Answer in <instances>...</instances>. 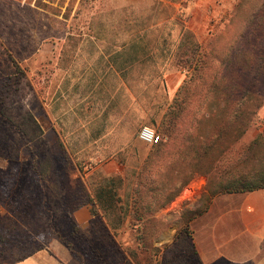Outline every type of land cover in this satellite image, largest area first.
I'll use <instances>...</instances> for the list:
<instances>
[{
    "label": "rangeland",
    "instance_id": "374dc122",
    "mask_svg": "<svg viewBox=\"0 0 264 264\" xmlns=\"http://www.w3.org/2000/svg\"><path fill=\"white\" fill-rule=\"evenodd\" d=\"M122 28L152 31H145L150 40H144L137 66L142 80L138 75L121 83L120 92L123 108L131 107L136 93L143 115L123 111L116 141H133L134 134L141 140L143 119V127L154 128L159 143H166L162 120L195 76L217 73L253 84L258 102L264 99V71L258 67L264 0H0V240L7 244L0 264H21L39 252L63 264H200L187 225L209 203L207 185L193 179L155 213L136 211L144 206L138 201V191H145L141 175L156 144L143 142L133 150L137 154L119 155L120 176L107 177L109 154L126 148L106 146L111 137L98 130L104 121L100 107L75 108L82 93L73 82L90 65L95 68L91 62L104 65L114 49L105 39L115 36L101 32ZM159 29L183 31L181 44L162 45ZM226 44L235 52L219 48ZM263 131L264 100L247 138ZM168 197L161 194L153 206ZM83 208H90L92 218L81 223L76 214Z\"/></svg>",
    "mask_w": 264,
    "mask_h": 264
},
{
    "label": "trees",
    "instance_id": "16d2710c",
    "mask_svg": "<svg viewBox=\"0 0 264 264\" xmlns=\"http://www.w3.org/2000/svg\"><path fill=\"white\" fill-rule=\"evenodd\" d=\"M248 22L249 28L252 23ZM254 40L249 36L248 41ZM196 46L195 50L199 51L201 45ZM219 48L235 52L233 44ZM261 50L258 67L264 71V44ZM204 62L205 59L200 58L196 68L202 65L201 70ZM207 76L199 79L195 76L189 83H184L162 120V132L168 140L155 145L156 150L145 162V175L142 174L140 179L145 191H138V201L144 206L136 211L142 210L146 216L175 199L196 176L207 177L209 199L218 194L264 188V131L252 140L247 138L264 99L258 102L253 84H237L217 73L208 76L211 80ZM165 153H169V158L161 161L160 157ZM155 166H160L157 172ZM167 192L168 199L154 207L159 196ZM189 237L193 254L202 264L195 250L193 233L190 232ZM68 245L72 247L71 243ZM6 248V240H0V249Z\"/></svg>",
    "mask_w": 264,
    "mask_h": 264
},
{
    "label": "crops",
    "instance_id": "0c3cea01",
    "mask_svg": "<svg viewBox=\"0 0 264 264\" xmlns=\"http://www.w3.org/2000/svg\"><path fill=\"white\" fill-rule=\"evenodd\" d=\"M103 31L101 34L115 36L105 39L106 45H111L114 49L108 55L109 58L102 62L104 65L97 64L101 63L97 60L91 62L96 64L95 68L90 65L89 67L92 68L84 71L78 79V84L73 82V89L77 87L79 94L82 93L79 95L78 105H75V108L77 106L81 111H84L88 110L91 104H95L97 108L102 109V111H97L101 117L104 115V121L102 119V126L98 130L104 132L103 137H111L106 146L111 149L116 147L127 149L120 150L118 153L116 150L111 151L110 157L106 159L105 165H107L104 166L107 170L104 169V173L107 177L115 178L119 177L121 173L118 165L119 155L137 154L133 151L137 145L143 147V141L136 139V134H134L133 141L116 140L123 131L125 119L119 118L123 111L124 114L139 113V115H143L142 103L139 104V111L137 109V94L131 93L133 101L131 109L128 107H126L127 109L124 107V109L120 106L124 100L120 92L123 87L121 83L137 80L138 75L142 80L143 75L142 73L138 74L137 66L138 62L142 66L141 52L144 40H150L149 37H145V31L150 33L152 29L122 28ZM159 34V42L161 41L162 45L166 40L168 43L177 41L178 44H181L184 35L183 31L171 32L167 30L164 32L163 29H159ZM138 44L140 46L139 58L137 55ZM129 49L132 53L135 52L130 57L126 53ZM128 65L135 66V69H131L129 72ZM108 98H110L109 102ZM125 100L127 101L128 98ZM73 103H76V98ZM138 122L141 125L140 128H143V119ZM130 148L134 149L130 150ZM194 180L205 184V186L208 183L207 177L204 176H196ZM102 202L101 206L105 207V200ZM99 206L96 205V207ZM78 212L76 217L79 222L84 223L91 220L90 208H83ZM190 227L193 232L195 250L202 264H264V188L249 192L218 194L211 197L205 210L193 219ZM46 255L50 256L47 252H39L21 264H51V260L52 264H63L60 258L50 259Z\"/></svg>",
    "mask_w": 264,
    "mask_h": 264
},
{
    "label": "built area",
    "instance_id": "2783aa9c",
    "mask_svg": "<svg viewBox=\"0 0 264 264\" xmlns=\"http://www.w3.org/2000/svg\"><path fill=\"white\" fill-rule=\"evenodd\" d=\"M139 137L144 143L148 145H155L159 142V137L156 130L149 126L142 128Z\"/></svg>",
    "mask_w": 264,
    "mask_h": 264
}]
</instances>
